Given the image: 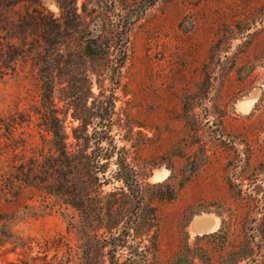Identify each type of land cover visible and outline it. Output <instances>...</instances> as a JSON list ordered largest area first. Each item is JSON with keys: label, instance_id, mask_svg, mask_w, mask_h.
<instances>
[{"label": "rangeland", "instance_id": "1", "mask_svg": "<svg viewBox=\"0 0 264 264\" xmlns=\"http://www.w3.org/2000/svg\"><path fill=\"white\" fill-rule=\"evenodd\" d=\"M36 1L60 38L46 61L24 55L2 80L0 114L22 122L5 146L46 150L41 120L56 115L69 150L98 154L101 196L126 192L115 175L126 160L155 206L157 248L132 230L114 264L136 251L147 264H264V0ZM164 181L173 200L149 185ZM11 212L25 246L0 243V264H113L88 227H69L78 214L60 199L27 188L0 205ZM203 216L214 231L193 232Z\"/></svg>", "mask_w": 264, "mask_h": 264}, {"label": "trees", "instance_id": "2", "mask_svg": "<svg viewBox=\"0 0 264 264\" xmlns=\"http://www.w3.org/2000/svg\"><path fill=\"white\" fill-rule=\"evenodd\" d=\"M44 12L36 0H0V84L5 76L15 71L16 63L24 55L37 57L38 65L41 63V56H44V62L50 51L56 49L54 45L60 38V26L47 11ZM68 27L65 25V28ZM124 36H127L126 31ZM126 39L121 40L125 43ZM94 43L97 44L95 41ZM93 47L95 46L89 44L85 47L87 57L96 54ZM43 81L41 79V83ZM6 120L8 121L0 114V205L17 200L27 188L37 189L73 208L78 214V220L70 221L69 227L74 230L77 225L84 230L88 227L86 233L84 231L85 238L95 239L98 243L101 240V253L113 264L118 249L127 246V237L132 230L136 238L149 237L152 240L151 246L156 250V236L150 234L157 227L155 206L144 202L136 171L122 156L116 159L118 171L115 175L123 183L126 192L120 190L101 196L95 186L101 188L107 183L106 179L101 182L99 178V174L105 172L101 171L104 165L94 158L98 154L93 153L89 157L80 147L77 152L69 150L63 127L56 115L43 116L41 120L44 132L50 135L46 150L45 146L40 149L30 146L27 151L24 146H5L10 135L22 124L21 121L10 119L11 126ZM87 125L88 123L81 122V126ZM105 155V159H110ZM149 185L159 190L155 196L158 200H173L176 196V191L165 184V181ZM120 197H126L124 205L118 203ZM35 216L39 215L34 213L31 217ZM15 219V212L0 214V243L23 248L24 239L13 232ZM96 226L106 230L109 236L101 238L97 235ZM113 230L119 231V234L115 236L112 234ZM107 247L109 249L105 251ZM147 257L145 251H136L129 262L147 264ZM176 263L183 264L181 261Z\"/></svg>", "mask_w": 264, "mask_h": 264}, {"label": "bare ground", "instance_id": "3", "mask_svg": "<svg viewBox=\"0 0 264 264\" xmlns=\"http://www.w3.org/2000/svg\"><path fill=\"white\" fill-rule=\"evenodd\" d=\"M216 224H217V219L215 217H213V216H209V217L208 216H203V217L200 218V222H199V227H200L199 229L200 230L198 232H200V234L201 233L202 234L203 233H210L211 231H214L213 229H215ZM193 229L194 228H192V231L196 232V230L195 229L193 230Z\"/></svg>", "mask_w": 264, "mask_h": 264}, {"label": "water", "instance_id": "4", "mask_svg": "<svg viewBox=\"0 0 264 264\" xmlns=\"http://www.w3.org/2000/svg\"><path fill=\"white\" fill-rule=\"evenodd\" d=\"M199 222H200V218H198V220H195V221L193 222V226H192V227L196 230V233H199L198 231L200 230V229H199V228H200V227H199ZM194 229H193V230H194ZM197 229H198V230H197ZM213 230H214V229H213ZM211 232H212V231H211ZM211 232H210V233H211ZM206 234H207V233H206Z\"/></svg>", "mask_w": 264, "mask_h": 264}]
</instances>
